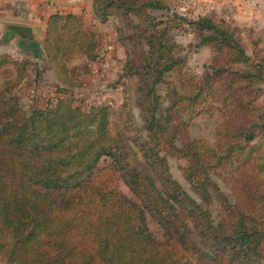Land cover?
<instances>
[{"label": "trees", "instance_id": "1", "mask_svg": "<svg viewBox=\"0 0 264 264\" xmlns=\"http://www.w3.org/2000/svg\"><path fill=\"white\" fill-rule=\"evenodd\" d=\"M93 7L99 18L139 20L127 38L141 52L126 68L139 74L141 125L129 137L113 126L109 106L75 103L76 68L68 59L97 57L83 13L57 12L47 22L44 51L60 94L55 106L25 113L13 89L26 80L27 63L0 54V258L264 264V56L247 53L238 28L199 15L188 24L213 55L204 75L190 74L168 37L169 19L159 28L162 21L150 14L169 9L162 0H94ZM168 77L176 84L166 102L156 85ZM210 115L218 119L213 140L191 138L192 122ZM103 157L112 162L99 169ZM170 157L187 161L182 172L196 197L172 177ZM114 175L136 198L117 189Z\"/></svg>", "mask_w": 264, "mask_h": 264}, {"label": "rangeland", "instance_id": "2", "mask_svg": "<svg viewBox=\"0 0 264 264\" xmlns=\"http://www.w3.org/2000/svg\"><path fill=\"white\" fill-rule=\"evenodd\" d=\"M169 6L168 10H154L150 14L156 17V21H162L159 28L168 21V37L171 43L179 46V53L185 59L183 70L190 74L202 76L206 73L212 60L213 51L210 45H200L197 33L188 24L190 19L199 15H211L218 22H225L240 30L245 41L247 53L257 60L264 56V4H252L251 7L220 2L211 9L204 0H162ZM214 5V4H213ZM174 12V13H173ZM212 12V13H210ZM131 19V20H130ZM131 21V22H129ZM135 15L129 18L113 13L107 18H99L95 15L85 19L87 37L96 43L95 59L85 56L70 57L68 65L76 68L75 79L77 85L71 89L77 105L85 108L91 105H107L110 107L111 120L114 127L127 129V135L133 136L134 127L141 125L140 106L138 105L139 74H129L126 64L128 60L139 55L141 46L127 37L133 32V25L138 23ZM9 45V43H8ZM31 50V49H30ZM257 50V56H255ZM8 53L17 59H23L27 63V78L16 88L13 93L25 113H30L37 108L55 106L60 94L57 92L58 78L56 70L49 63L46 54L42 53L38 58L24 50L22 58L18 52ZM150 82L151 77L146 78ZM176 84L173 78L168 77L165 82L156 85V92L167 102V94ZM217 116L210 115L196 118L190 127L191 138H205L213 140V131L217 124ZM112 162L110 157H103L98 168L108 167ZM170 172L172 177L185 189L196 197L189 182L185 179L182 167L187 164L184 158L170 157ZM113 183L117 189L128 197L136 198L123 180L114 175ZM224 191L231 195L230 191L221 183ZM149 225L154 234L163 239L162 231L148 216ZM4 264H11L5 262Z\"/></svg>", "mask_w": 264, "mask_h": 264}, {"label": "crops", "instance_id": "3", "mask_svg": "<svg viewBox=\"0 0 264 264\" xmlns=\"http://www.w3.org/2000/svg\"><path fill=\"white\" fill-rule=\"evenodd\" d=\"M204 1L209 3L208 6H211V9L220 2L226 3L227 6L240 3L241 6L238 8L251 7L252 4H259V6L264 4V0ZM93 2L94 0H0V49L9 53L18 52L20 58L25 50L30 53V56L38 58L45 53L46 27L50 15L57 12L83 13L84 18L88 19L94 16ZM11 24L31 27L34 38L27 39L15 34L9 29ZM0 264L4 262L0 260Z\"/></svg>", "mask_w": 264, "mask_h": 264}, {"label": "water", "instance_id": "4", "mask_svg": "<svg viewBox=\"0 0 264 264\" xmlns=\"http://www.w3.org/2000/svg\"><path fill=\"white\" fill-rule=\"evenodd\" d=\"M9 29L21 37H24L27 39L34 38V35L32 34V28L27 25L11 24L9 25Z\"/></svg>", "mask_w": 264, "mask_h": 264}]
</instances>
